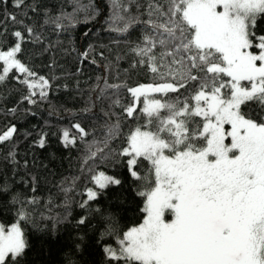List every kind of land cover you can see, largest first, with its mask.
Wrapping results in <instances>:
<instances>
[{"label": "trees", "instance_id": "trees-1", "mask_svg": "<svg viewBox=\"0 0 264 264\" xmlns=\"http://www.w3.org/2000/svg\"><path fill=\"white\" fill-rule=\"evenodd\" d=\"M18 2L0 0V51L20 42L17 58L34 75L13 69L0 81V132L16 128L11 141L0 143V224L18 223L26 247L22 256L9 257L5 264H124L106 249L118 250L125 233L146 214L145 200L138 195L143 182L131 176L128 157L120 152L137 127L152 129L143 112L144 98L137 100L130 89L174 82L167 67L151 72L147 58L133 49L150 31L144 22L157 20L149 15V4L166 7L165 0ZM125 23L127 32L114 30ZM17 31L22 41L14 35ZM257 33L264 34V20L258 21ZM4 66L0 61V74ZM40 78L47 82L43 89ZM25 80L37 87L29 88ZM196 86L190 82L178 92H152L150 97L163 103L184 101ZM129 106L135 107L131 117L125 110ZM241 110L253 119L262 115L253 104ZM112 126L118 134L90 159L89 149L102 147ZM65 131L74 145H65ZM150 167L138 160L141 176ZM101 172L120 184L99 189L94 177ZM93 189L97 196L89 200Z\"/></svg>", "mask_w": 264, "mask_h": 264}, {"label": "snow or ice", "instance_id": "snow-or-ice-1", "mask_svg": "<svg viewBox=\"0 0 264 264\" xmlns=\"http://www.w3.org/2000/svg\"><path fill=\"white\" fill-rule=\"evenodd\" d=\"M165 4H149V15L157 20L144 22L150 31L133 51L147 58L153 73L167 67L174 82L130 91L137 100H147L148 93L178 92L190 82L197 86L184 101L155 99L144 105L152 129L137 127L120 155L128 157L131 176L143 182L138 195L145 200L146 215L142 224L125 233L118 250L106 252L124 264H264V34L257 33L258 21L264 20V0ZM128 27L125 23L114 30L125 33ZM14 35L24 39L19 31ZM20 51V42L0 51L5 65L0 81L13 69L34 75L17 58ZM40 79L43 89L47 82ZM249 104L258 106L262 115L253 119L242 112ZM125 110L131 117L135 107ZM74 127L87 135L80 125ZM118 131L110 127L103 146L89 149V158L103 153ZM15 133V126L0 132V143L11 141ZM63 136L66 146L75 144L68 131ZM141 159L151 165L146 176L137 170ZM94 179L101 189L120 184L104 173ZM96 196L89 190V200ZM25 247L19 225L7 230L0 225V264L22 256Z\"/></svg>", "mask_w": 264, "mask_h": 264}, {"label": "rangeland", "instance_id": "rangeland-1", "mask_svg": "<svg viewBox=\"0 0 264 264\" xmlns=\"http://www.w3.org/2000/svg\"><path fill=\"white\" fill-rule=\"evenodd\" d=\"M9 51V50H8ZM253 51H255V50H253ZM6 52V51H5ZM3 62V61H2ZM5 67V66H4ZM139 98H144V100H143V107H144V105L146 104V103H148V102H150V101H152L153 99L150 97V93H148L147 94V100L145 99V97L144 96H141V97H139ZM162 102V101H161ZM163 103V102H162ZM226 128L227 127H229V126H225ZM227 142V141H226ZM101 173H103V172H101ZM100 174V173H99ZM99 174H97L96 176H98ZM105 174V173H104ZM106 176H109V175H107V174H105ZM109 177H111V176H109ZM114 178V177H113ZM116 179V178H115ZM94 182H95V179H94ZM96 184V183H95ZM96 186L99 188V189H101L100 187H99V185H97L96 184ZM91 191H94V192H96L97 193V191L96 190H91ZM165 219H166V217H165ZM143 223V222H142ZM141 223V224H142ZM0 225H2V226H4L3 224H0ZM13 225H19L18 223H16V224H13ZM13 225H10V226H4V228H5V230H7V229H9V228H11ZM19 227H20V225H19ZM138 227V226H137ZM20 229H21V227H20ZM22 231V230H21ZM119 245H120V242H119ZM111 248V247H110ZM112 249H114V248H112ZM115 250V249H114Z\"/></svg>", "mask_w": 264, "mask_h": 264}]
</instances>
